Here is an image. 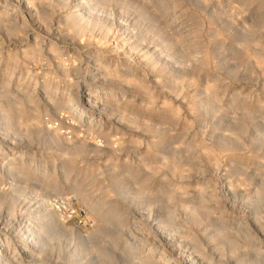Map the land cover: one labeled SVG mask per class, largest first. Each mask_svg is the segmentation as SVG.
Returning a JSON list of instances; mask_svg holds the SVG:
<instances>
[{"label": "clouds", "instance_id": "clouds-1", "mask_svg": "<svg viewBox=\"0 0 264 264\" xmlns=\"http://www.w3.org/2000/svg\"><path fill=\"white\" fill-rule=\"evenodd\" d=\"M0 264H264V0H0Z\"/></svg>", "mask_w": 264, "mask_h": 264}]
</instances>
